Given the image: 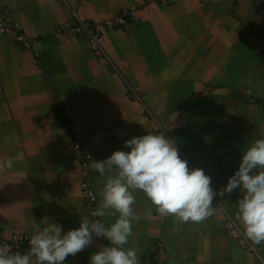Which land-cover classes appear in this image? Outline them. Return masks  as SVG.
<instances>
[{
    "label": "crops",
    "instance_id": "crops-1",
    "mask_svg": "<svg viewBox=\"0 0 264 264\" xmlns=\"http://www.w3.org/2000/svg\"><path fill=\"white\" fill-rule=\"evenodd\" d=\"M0 236L27 233L14 253H27L41 222L62 235L92 217L81 195L87 181L101 192L92 164L125 141L163 133L190 170L201 168L217 193L238 170L243 151L264 138V0H0ZM140 3L139 20L103 30L91 47L86 23L120 16ZM82 26V33H62ZM22 36L23 38H20ZM66 116L82 135L81 148L66 132ZM90 154L88 167L82 166ZM238 188L215 197L203 221L161 216L142 190H134L139 215L125 249L140 264H264V242L246 235L238 218ZM111 211V210H109ZM237 232L240 237H235ZM245 244H244V243ZM106 238L65 264H90ZM251 248V249H248ZM32 264H36L33 258Z\"/></svg>",
    "mask_w": 264,
    "mask_h": 264
},
{
    "label": "clouds",
    "instance_id": "clouds-1",
    "mask_svg": "<svg viewBox=\"0 0 264 264\" xmlns=\"http://www.w3.org/2000/svg\"><path fill=\"white\" fill-rule=\"evenodd\" d=\"M255 100L250 103L264 104ZM125 147L130 151H114L105 160L92 164L102 177L106 172L115 175L108 176L102 201L91 216L102 218L106 212L112 216L118 213L114 223L106 226L100 219L84 218L79 228L62 235V226L45 217L41 221L44 227H37L30 237L27 253H11L6 245L0 246V264H32L33 258L36 264H63L69 255L75 256L91 246L93 237H104L111 246L94 253L90 264H140L137 250L123 247L132 235V221L139 219L132 207L136 202L134 190H142L161 216L172 214L183 221L200 222L212 215L210 206L215 197L230 195L239 188L244 194L238 200V218L252 241L264 242V138L256 139L243 151L238 170L218 193L204 170H190L173 141L162 132L134 136L125 141ZM0 167L11 169L13 160H6Z\"/></svg>",
    "mask_w": 264,
    "mask_h": 264
},
{
    "label": "built area",
    "instance_id": "built-area-1",
    "mask_svg": "<svg viewBox=\"0 0 264 264\" xmlns=\"http://www.w3.org/2000/svg\"><path fill=\"white\" fill-rule=\"evenodd\" d=\"M140 7V3H137L136 5H133L129 9H126L125 12H123L120 16L113 18V19H107L101 21V23H92L87 22L86 23V31L88 36L91 37V47L93 49H97L100 45V43L103 41V30H114L116 28H120L121 26H124L128 24L130 21H138L139 16L137 14V8ZM0 10L1 12L5 11L6 8L0 3ZM4 14V12H3ZM12 27L7 26V25H2L0 24V33L8 32L11 30ZM85 31V28L82 26L79 27H74V28H68L63 31V35L67 36L69 32H75V33H82ZM20 38H23L20 36ZM244 96L247 98L249 102H257L255 98H253L252 92L250 89L245 88L243 90ZM65 129L66 132L72 137V142L75 148L80 149L81 148V143H82V135L78 133L70 124L69 122V117L66 116V123H65ZM91 155L86 154L84 156V159L82 161V166L85 168L88 167L89 159ZM81 195L82 199L86 203L87 206L93 211L98 207V195L96 190L87 182L84 181L81 185ZM235 237L240 239L238 236L239 234L237 232H233ZM29 235L27 233L19 235V233H15L9 237H3L0 236V246H7L10 250L11 253L16 252L15 248H21L22 246V241L28 240ZM104 238V237H101ZM244 243V242H243ZM245 244V243H244ZM251 249V248H248ZM165 248L161 247L160 251L157 255L158 262L159 264H163V259H162V253L164 252ZM63 264H65L63 262Z\"/></svg>",
    "mask_w": 264,
    "mask_h": 264
},
{
    "label": "trees",
    "instance_id": "trees-1",
    "mask_svg": "<svg viewBox=\"0 0 264 264\" xmlns=\"http://www.w3.org/2000/svg\"><path fill=\"white\" fill-rule=\"evenodd\" d=\"M131 22H134V21H130L129 23H131ZM129 23H128V24H129ZM126 25H127V24H126ZM124 26H125V25H124ZM121 27H123V26H121ZM116 29H117V28H116Z\"/></svg>",
    "mask_w": 264,
    "mask_h": 264
}]
</instances>
